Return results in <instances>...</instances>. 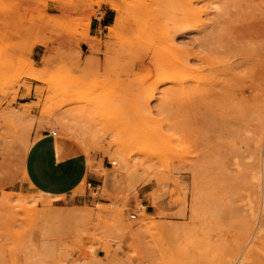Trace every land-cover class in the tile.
<instances>
[{
  "label": "rangeland",
  "instance_id": "1",
  "mask_svg": "<svg viewBox=\"0 0 264 264\" xmlns=\"http://www.w3.org/2000/svg\"><path fill=\"white\" fill-rule=\"evenodd\" d=\"M45 134L70 194L15 190ZM0 157L7 264H264V0H0Z\"/></svg>",
  "mask_w": 264,
  "mask_h": 264
},
{
  "label": "crops",
  "instance_id": "2",
  "mask_svg": "<svg viewBox=\"0 0 264 264\" xmlns=\"http://www.w3.org/2000/svg\"><path fill=\"white\" fill-rule=\"evenodd\" d=\"M113 23L112 14L105 11L99 19H93L88 27L91 34L98 33L102 27ZM44 139L37 141L30 152L22 159L17 157L16 177L13 181L15 190L20 192L49 191L58 194H70L77 184L81 183L87 173L86 167L76 157L65 156L63 141L56 142V147L51 145L49 134ZM57 152V155H56ZM28 156V157H27ZM12 161L0 157V187L10 180ZM7 168V169H6ZM126 177V176H125ZM61 197V196H60ZM59 197V198H60Z\"/></svg>",
  "mask_w": 264,
  "mask_h": 264
},
{
  "label": "bare ground",
  "instance_id": "3",
  "mask_svg": "<svg viewBox=\"0 0 264 264\" xmlns=\"http://www.w3.org/2000/svg\"><path fill=\"white\" fill-rule=\"evenodd\" d=\"M109 4L112 6V7H117L118 8V6L117 5H115L114 3H112L111 1H109ZM21 114V113H20ZM16 117H17V114H16ZM19 118V117H18ZM16 121V120H15ZM21 121V120H20ZM25 130V129H24ZM28 133V132H27ZM36 143V141L33 143V145L31 146V147H27V154L30 152V150L33 148V146H34V144ZM119 156H120V160H121V165H122V167L124 168V169H126V170H129L130 168H131V164H130V160H129V158L125 155V154H123V153H120L119 154ZM28 157V156H27ZM261 168H262V166H261ZM261 174V173H260ZM263 177H264V169H263V171H262V174H261V178L263 179ZM258 178V177H257ZM260 179V178H259ZM263 182L261 181V184H262ZM263 185V184H262ZM261 185V186H262ZM262 188V187H261ZM263 192V191H262ZM261 192V193H262ZM262 195V194H261ZM263 196V195H262ZM262 198V197H261ZM9 200V196L7 195V194H5V195H3L2 196V200H1V204H3L4 205V208L2 209V211H1V213H0V231L2 230V228H3V220H4V211L6 210V205H7V202H9L8 201ZM261 200H263V198L261 199ZM82 214V213H81ZM151 221V220H150ZM255 230V229H254ZM255 232V231H254ZM253 232V233H254ZM248 244V243H247ZM245 249V248H244ZM238 259V258H237ZM0 264H7V261H6V258H5V256L0 252ZM71 264H89L87 261H84V260H82V259H80V258H78V259H76V260H74V261H72L71 262Z\"/></svg>",
  "mask_w": 264,
  "mask_h": 264
},
{
  "label": "built area",
  "instance_id": "4",
  "mask_svg": "<svg viewBox=\"0 0 264 264\" xmlns=\"http://www.w3.org/2000/svg\"><path fill=\"white\" fill-rule=\"evenodd\" d=\"M53 134H56V131H52ZM113 164H116V161L113 162ZM137 217V213H132L131 214V218H136Z\"/></svg>",
  "mask_w": 264,
  "mask_h": 264
}]
</instances>
